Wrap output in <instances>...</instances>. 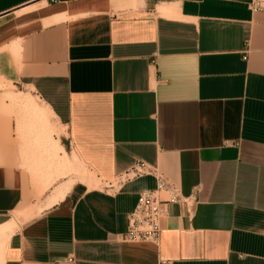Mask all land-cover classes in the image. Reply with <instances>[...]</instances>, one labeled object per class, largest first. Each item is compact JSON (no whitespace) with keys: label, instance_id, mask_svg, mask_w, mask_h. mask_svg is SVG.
<instances>
[{"label":"crops","instance_id":"obj_1","mask_svg":"<svg viewBox=\"0 0 264 264\" xmlns=\"http://www.w3.org/2000/svg\"><path fill=\"white\" fill-rule=\"evenodd\" d=\"M247 2L0 0V264H264V12ZM66 145L97 186L49 177ZM137 160L186 198L156 243L121 238L154 175L107 186Z\"/></svg>","mask_w":264,"mask_h":264},{"label":"built area","instance_id":"obj_2","mask_svg":"<svg viewBox=\"0 0 264 264\" xmlns=\"http://www.w3.org/2000/svg\"><path fill=\"white\" fill-rule=\"evenodd\" d=\"M247 5L250 11L264 12V0H248ZM147 174L154 175L155 185L153 188L140 190L133 208L126 213V226L121 238L127 241L156 243L160 233V221L167 213V205L183 203L186 199L175 185L166 181L156 173L155 167L143 160L135 161L107 186L114 188L125 181Z\"/></svg>","mask_w":264,"mask_h":264},{"label":"rangeland","instance_id":"obj_3","mask_svg":"<svg viewBox=\"0 0 264 264\" xmlns=\"http://www.w3.org/2000/svg\"><path fill=\"white\" fill-rule=\"evenodd\" d=\"M16 100L19 104V107L22 104V107L24 108V110L27 111L26 117L28 120L32 121L34 135L36 134L38 128H40L39 125H41L40 130L44 132L46 129V125L44 124L45 121L44 119H42L44 112H43L42 106H39L38 104L39 103L38 98L31 95L30 93H25V94L18 93L16 96ZM36 109L41 110L42 114H38L39 110H37L38 112L36 113ZM47 127L49 129V133L51 132L61 133V129L57 130L52 125L47 126ZM65 143H67V141ZM47 170L49 172L50 178L52 177V175L57 176V175L65 174V175H69V179H70L69 183H72L76 180H84V181H87L88 184L90 185H94V186L98 185V181H96L92 177L93 174L90 172L88 167L84 165L77 158L73 150L69 146L67 147V145H66V152L64 153V162L63 163L59 162L58 165L55 164L53 169L51 165H49L47 167Z\"/></svg>","mask_w":264,"mask_h":264},{"label":"bare ground","instance_id":"obj_4","mask_svg":"<svg viewBox=\"0 0 264 264\" xmlns=\"http://www.w3.org/2000/svg\"><path fill=\"white\" fill-rule=\"evenodd\" d=\"M22 99H23V98H22ZM30 100H31V99H30ZM61 150H62V149H61ZM69 185H70V184H69ZM66 186H67V185H66ZM70 186H71V185H70ZM68 188H69V186H68ZM64 189L66 190V188H63V190H64ZM67 190H68V189H67ZM67 190H66V191H67ZM61 192H63L64 195H65V191H61ZM61 192L59 191L60 194H62ZM60 196H61V195H60ZM60 196H58V197H60ZM62 197H63V195H62ZM55 199H57V198H55ZM55 201H56V200H55ZM6 226H7V225H6ZM6 226H3V227L0 228V231H1V233H2L3 235H4L5 232L7 231V229H6V231L4 232V227H6ZM6 228H7V227H6ZM8 228L10 229V226H9ZM8 233H9V232H8ZM2 234H0V236H1ZM3 235H2V236H3ZM5 235H7V234H5ZM5 235H4V236H5Z\"/></svg>","mask_w":264,"mask_h":264}]
</instances>
